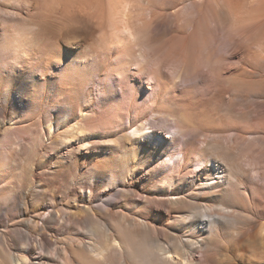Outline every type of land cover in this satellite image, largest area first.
Returning <instances> with one entry per match:
<instances>
[{
    "label": "bare ground",
    "instance_id": "obj_1",
    "mask_svg": "<svg viewBox=\"0 0 264 264\" xmlns=\"http://www.w3.org/2000/svg\"><path fill=\"white\" fill-rule=\"evenodd\" d=\"M256 100L262 126L237 109ZM49 108L74 123L20 128L17 153L54 146L61 163L88 158L102 174L147 168L159 187L138 219L107 224L115 235L69 239L51 256V240L35 256L19 243L17 257L0 249V264H56L58 254L63 264H234L260 252L264 0H0V114ZM157 113L172 119V133L146 120ZM5 120L0 127L13 125ZM56 216L46 215L43 232ZM152 222H166L170 243Z\"/></svg>",
    "mask_w": 264,
    "mask_h": 264
},
{
    "label": "rangeland",
    "instance_id": "obj_2",
    "mask_svg": "<svg viewBox=\"0 0 264 264\" xmlns=\"http://www.w3.org/2000/svg\"><path fill=\"white\" fill-rule=\"evenodd\" d=\"M255 103L259 101L249 102L246 108L238 106L237 109L257 117L253 124L262 126L259 117L262 112L254 107ZM66 116H69L70 123H74V114L65 112V108H49L44 113L19 111L13 114L7 111L6 114H0V122L4 119L13 120V125L0 127V160L7 161V166L0 169V201L3 196L7 198L0 210V249L6 248L13 253V257L19 254V243L31 248L35 256L40 252L39 242L51 240L44 252L45 256H51L55 252L60 253V248L69 239L96 241L106 238L107 234L115 235V231L109 230L107 224L116 230L125 224V219H138L145 214L142 202L152 200L151 196L158 190L156 180L146 174L147 168H137L133 175L119 169L102 174L91 170L92 161L88 158L61 163L56 157L54 146L39 147L28 154L23 151L17 153L18 145L25 137L20 128L35 127L33 129L39 128L45 134L50 123L61 127L60 120ZM146 120L155 122L158 128L165 131L172 133L174 130L172 119L163 113L148 116ZM240 128L250 130L245 122L241 123ZM176 136L181 140L187 138L182 134ZM168 150L172 156L168 164H175L179 159L177 144L170 145ZM110 176L114 179H110ZM193 176L192 173L189 175ZM88 183H92L91 191ZM89 206L93 208L90 214L84 211ZM49 213L57 214L51 228L53 231L43 232L41 227ZM69 214L77 215L80 222H67ZM149 218L147 220H151ZM94 221L101 225L100 229L96 228ZM151 225L155 228L154 237L162 245L166 244L169 241L165 232L166 222H152ZM69 228L71 232L66 231ZM101 229L107 230L106 234ZM56 264H63L60 254L56 255ZM234 264H264V244L260 252L236 258Z\"/></svg>",
    "mask_w": 264,
    "mask_h": 264
}]
</instances>
